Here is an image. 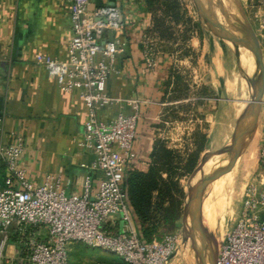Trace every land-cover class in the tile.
I'll use <instances>...</instances> for the list:
<instances>
[{"label": "crops", "instance_id": "1", "mask_svg": "<svg viewBox=\"0 0 264 264\" xmlns=\"http://www.w3.org/2000/svg\"><path fill=\"white\" fill-rule=\"evenodd\" d=\"M243 1L245 19L239 24V28L234 26L233 33L253 51L232 43L234 50L231 49V63L235 66L234 74L247 75L252 90L251 100L245 103L246 107L237 109L232 105L227 99L229 89L226 87V78L221 75L229 64L228 55L222 56L218 47L205 52L209 62L213 64L211 73L208 69H200L197 73L200 78L198 98L205 100V111L201 100H193L194 103L189 107L199 112L197 107L198 104L201 105V113L195 114V118L207 127L202 131L207 134V144L199 149V160L192 175L198 173V165L209 150L213 149L212 146L217 147L216 153L210 159L206 157L212 164L211 168L228 167V155L236 138H243V144L241 154L231 170L238 168L241 162L244 164L249 157L253 174L259 169V154L264 138V42L258 30L264 21V7L260 0ZM106 4L123 6L130 13V21L119 40L124 52L117 64L118 72L112 74L108 81L107 90L114 97L131 99L139 95L149 102L143 107L144 118L140 124L137 143L141 158L153 163L143 173L149 174L156 165L155 158L159 159L157 142L163 131V114L170 106L165 105L170 67L168 63L164 65L162 60L154 68L148 67L146 63L144 43L151 20L144 0H93L90 11ZM71 34L69 0H0V119L4 144H8L12 133L22 137L27 150L21 159V167L27 171L28 179L33 185L41 186L49 176H55L60 179L61 189L67 196H80L86 178L92 179L94 191H97L102 178L93 169L96 161L94 152L82 145L88 111L79 92H63L49 78L46 69L36 61L40 54L58 61L66 60ZM242 52L250 58L249 69L244 67ZM205 54L203 57H206ZM219 68L223 70L220 72ZM205 89L217 94L220 100H209L207 96V99H203L202 91ZM221 96H225V99ZM188 97L193 96L189 94ZM252 98L253 131L245 133L252 120L251 113L247 114ZM255 99L260 100L257 103ZM208 105L213 109L210 113L207 112ZM118 111V108L102 109L101 117L105 120L113 119ZM123 111L129 113L130 108L125 106ZM192 131L184 127L185 139L188 140L186 133ZM197 133L193 135L196 137ZM226 142V145L229 144L227 148L221 149ZM224 154H228L227 157H223ZM160 173V179L169 176ZM7 177V169L0 159V186ZM132 206L140 229L144 231L149 228L138 210L133 204Z\"/></svg>", "mask_w": 264, "mask_h": 264}, {"label": "built area", "instance_id": "2", "mask_svg": "<svg viewBox=\"0 0 264 264\" xmlns=\"http://www.w3.org/2000/svg\"><path fill=\"white\" fill-rule=\"evenodd\" d=\"M69 1L72 34L67 59L40 54L36 61L63 92L77 91L85 103L88 121L82 145L94 152L93 169L101 174V182L94 191L92 179L86 178L80 196H67L55 176L41 186L33 185L21 167L25 142L12 133L4 144L0 119V159L8 172L0 186V264H71L75 246L113 254L120 264H169L179 250L177 238L149 240L137 225L127 187L133 175L153 164L137 150L143 107L149 102L139 95L121 99L107 90L124 52L119 40L130 13L117 4L90 11L93 0ZM260 3L264 7V0ZM258 33L264 42V21ZM144 48L146 63L154 68L157 62L145 44ZM125 106L129 113L123 111ZM114 108L119 111L113 119L101 117L102 109ZM215 264H264V138L258 178L219 245Z\"/></svg>", "mask_w": 264, "mask_h": 264}, {"label": "rangeland", "instance_id": "3", "mask_svg": "<svg viewBox=\"0 0 264 264\" xmlns=\"http://www.w3.org/2000/svg\"><path fill=\"white\" fill-rule=\"evenodd\" d=\"M144 5L151 20L144 44L154 61L162 60L170 67L166 82V100L170 106L163 114V131L157 142L159 159L155 158L157 169L169 176L160 179L157 171L142 179L138 175L134 180L137 185L132 186L130 193L132 191L135 196L136 206L142 202L150 210L152 219L146 226L153 234L149 240L164 235L177 238L179 250L169 264H213L230 225L239 218L247 190L258 178L259 169L253 174L251 157L246 158L244 164H238V168L227 171L229 173L211 168L206 157L210 159L216 153L217 147L212 146L198 165V173L192 175L199 160V149L207 144V134L202 132L207 127L195 118V114L201 113V105L197 107L199 112L189 105L194 99L199 102L198 71H213V64L205 52L217 47L222 56L229 57L227 69L219 68L229 89L227 99L237 109L246 107L245 103L251 100L247 75L234 74L235 66L231 63L234 50L231 36H235L233 28H239L245 19V4L243 0H144ZM242 53L244 67L249 69L250 58ZM205 90L202 91L203 99L207 96L209 100H220L217 94ZM188 93L193 97H188ZM189 99H193L191 103ZM201 102L205 111V100ZM211 110L208 105L207 112ZM184 127L193 130L186 133L188 140L184 137ZM227 142L220 148H227ZM200 183H204L203 194L196 195ZM71 264H120V260L113 254L75 246Z\"/></svg>", "mask_w": 264, "mask_h": 264}, {"label": "water", "instance_id": "4", "mask_svg": "<svg viewBox=\"0 0 264 264\" xmlns=\"http://www.w3.org/2000/svg\"><path fill=\"white\" fill-rule=\"evenodd\" d=\"M112 36L113 35H111L110 41L113 40V37ZM231 38L233 39L232 42L235 45H242L245 48L251 49L253 51V49L251 47L249 48V46L246 45V43H244L245 41L239 39L237 36L235 37V36L232 35ZM259 100L260 99H255V102L258 103ZM251 102H252V104L250 106V109H248L249 112H247V114L251 113L252 120H251L249 126L247 127V129L245 130V133H251L253 131V98H252V101ZM242 142H243V138L242 139L236 138L234 140V144L231 146V149H230V163H229L228 167L222 168L223 169L222 171H226L227 172V171L231 170V167L233 166L234 162L236 161V159L241 154V148H242V144H243ZM203 184L200 183V185H199L200 187H198L197 190H196V195H202L203 194ZM215 262H216V256H215V259H214V263L213 264H215Z\"/></svg>", "mask_w": 264, "mask_h": 264}, {"label": "trees", "instance_id": "5", "mask_svg": "<svg viewBox=\"0 0 264 264\" xmlns=\"http://www.w3.org/2000/svg\"><path fill=\"white\" fill-rule=\"evenodd\" d=\"M155 166H154L153 170L150 171L149 174H135V175H133L128 181V184L130 186V190H131L132 186L137 185L134 180L137 178L138 175H141L139 177H141V179H142L144 176H148V175L150 176V174H154L155 171L160 172V170L157 169L158 166L157 165H155ZM133 190L135 191V187H133ZM131 194H132V191H131ZM134 197L135 196H133V194H132V204L136 206V204L134 202ZM136 208H137L138 212L140 213L143 221H145L146 224H150L152 218H150V210L147 208V206L145 204H142V202H141V205L136 206ZM144 233H145V235H147V237H150L153 234V232L150 231L148 228L144 230Z\"/></svg>", "mask_w": 264, "mask_h": 264}, {"label": "bare ground", "instance_id": "6", "mask_svg": "<svg viewBox=\"0 0 264 264\" xmlns=\"http://www.w3.org/2000/svg\"><path fill=\"white\" fill-rule=\"evenodd\" d=\"M218 1V0H217ZM219 3V2H218ZM216 5V4H215ZM225 6V5H224ZM227 6V5H226ZM223 7V6H222ZM225 8V7H224ZM228 11V10H227ZM230 11V10H229ZM229 173V172H227ZM224 181V180H223ZM228 182V181H227ZM223 184V183H222ZM220 185V184H219ZM219 189V188H218ZM215 190V189H214ZM208 229V228H207ZM209 231V230H208ZM210 234V233H209Z\"/></svg>", "mask_w": 264, "mask_h": 264}]
</instances>
